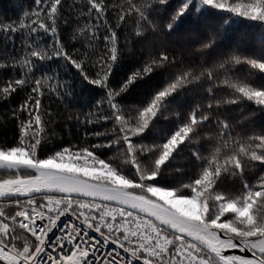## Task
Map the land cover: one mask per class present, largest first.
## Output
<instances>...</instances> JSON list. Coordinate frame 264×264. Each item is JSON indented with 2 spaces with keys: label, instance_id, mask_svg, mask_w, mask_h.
<instances>
[{
  "label": "snow or ice",
  "instance_id": "obj_1",
  "mask_svg": "<svg viewBox=\"0 0 264 264\" xmlns=\"http://www.w3.org/2000/svg\"><path fill=\"white\" fill-rule=\"evenodd\" d=\"M154 2L34 0L18 22H0L7 42L0 57L11 48L0 58V70L13 72L0 78V101L26 93L12 109L18 137L12 145L0 143V264H264V130L242 135L219 112L223 105L250 103L264 113V82H253L264 74V50L199 71L179 68L144 105L126 108L118 98L174 63L166 51L150 52L118 86L111 83L131 43L126 31L121 39V30L135 16L132 34L155 31L149 17ZM66 8L78 22L70 38L83 50L69 51L62 39ZM189 11L215 15L225 25L255 24L264 32V0H181L168 31ZM17 33L19 55L12 54ZM54 60L103 90L83 123L104 130L85 131L81 143L48 154L53 114L42 101L72 95L56 70H44ZM241 64L245 75L236 67ZM205 80L206 102L198 100L186 114L176 111L175 127L157 131L176 98ZM217 89L225 94L218 97ZM154 131L153 141L145 143L144 134ZM90 137L96 142L88 143ZM185 151L192 174L169 183L166 174L181 172L173 165ZM65 216L74 219L61 224Z\"/></svg>",
  "mask_w": 264,
  "mask_h": 264
},
{
  "label": "trees",
  "instance_id": "obj_2",
  "mask_svg": "<svg viewBox=\"0 0 264 264\" xmlns=\"http://www.w3.org/2000/svg\"><path fill=\"white\" fill-rule=\"evenodd\" d=\"M65 3L71 4V0H65ZM180 3L181 0H167V3L160 4L158 0H155L149 11V17L157 25V28L155 31L148 29L142 37H136L132 34V28L136 21L135 16L130 18L126 29L121 30V39L123 40V33L126 31L131 43L112 72L110 79L113 86H118L120 81L134 67L139 66L150 52L153 55H158L161 51H166L170 60H174V63L157 69L145 80L139 81L129 92L118 98L126 108L144 105L155 91L166 85V82L175 75L179 68L193 67L199 71L201 65L211 67L233 55L251 57L259 55L264 50V32L255 24L249 26L247 22L244 24L237 22L225 25L215 15L203 17L189 11L179 19L171 31H168L166 25ZM34 7V0H0V22H18L25 12H30ZM65 14L69 23L67 26L62 25L61 27L62 39L69 51L75 47L82 48L81 44L74 43L70 38L73 26L78 23L73 18L75 14L69 13L67 8ZM20 39V34L17 33V48L12 54H20ZM208 42H212V46L207 49L203 48L202 45ZM6 44L3 36L0 35V51L5 49ZM10 52L11 48L9 47V51L0 58H6ZM63 64V61L54 60L44 66V70H47L49 75L52 74L51 70H56L59 79L67 81L72 91L71 97H65L61 100L55 95H51L45 96L42 101L53 114L49 124L50 143L45 147V152L48 154L62 146L81 143L85 131L104 130L102 125H85L83 123L85 115L90 110H95V101L103 95V90L87 84L76 70L70 66L66 68ZM236 67L241 75H245L248 71L246 65L241 64ZM12 74L11 68L0 70V78H8ZM15 75L19 76V70L16 71ZM36 75H40V72H37ZM262 78H264V74L257 73L253 82L262 83L264 82ZM207 87L206 80L202 85H189L184 93L178 96L169 107V119L160 120L157 123V131L175 127L174 113L176 111L186 114L198 100L206 102L207 93L205 89ZM215 91L218 97L225 94L222 89ZM25 95V92H18L13 94L11 98L0 101V143L12 145L18 137V121L12 118V109L25 99ZM219 112L221 118L227 119L234 126V131L240 132L242 135L259 133L264 130V113L256 111L255 105L250 103L223 105ZM21 116L23 117L24 114L21 113ZM107 126L110 127V125ZM144 135L146 137L145 143H151L156 133L155 131L146 132ZM87 142L94 143L96 139L90 137ZM173 168H179L181 172L173 171L166 174L167 181L172 184L186 181L193 171L190 153L185 151L183 155L177 157ZM248 175L251 178L255 173L249 172ZM8 211L12 212L14 209H8Z\"/></svg>",
  "mask_w": 264,
  "mask_h": 264
},
{
  "label": "built area",
  "instance_id": "obj_3",
  "mask_svg": "<svg viewBox=\"0 0 264 264\" xmlns=\"http://www.w3.org/2000/svg\"><path fill=\"white\" fill-rule=\"evenodd\" d=\"M70 219H74L73 217H70V216H65L61 219V224L64 223V222H67L69 221ZM92 235H96L95 233H91ZM111 247V246H110ZM122 251V250H121Z\"/></svg>",
  "mask_w": 264,
  "mask_h": 264
},
{
  "label": "water",
  "instance_id": "obj_4",
  "mask_svg": "<svg viewBox=\"0 0 264 264\" xmlns=\"http://www.w3.org/2000/svg\"><path fill=\"white\" fill-rule=\"evenodd\" d=\"M232 251H236L238 253V250H232ZM248 255H250V254H248Z\"/></svg>",
  "mask_w": 264,
  "mask_h": 264
}]
</instances>
